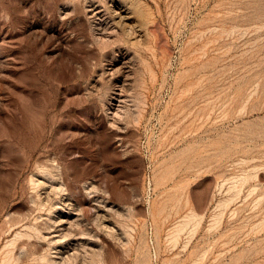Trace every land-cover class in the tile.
Listing matches in <instances>:
<instances>
[{
  "label": "rangeland",
  "instance_id": "obj_1",
  "mask_svg": "<svg viewBox=\"0 0 264 264\" xmlns=\"http://www.w3.org/2000/svg\"><path fill=\"white\" fill-rule=\"evenodd\" d=\"M0 264H264V0H0Z\"/></svg>",
  "mask_w": 264,
  "mask_h": 264
},
{
  "label": "bare ground",
  "instance_id": "obj_2",
  "mask_svg": "<svg viewBox=\"0 0 264 264\" xmlns=\"http://www.w3.org/2000/svg\"><path fill=\"white\" fill-rule=\"evenodd\" d=\"M63 221H64V220H63ZM58 232H59V231H58ZM60 232H62L61 229H60ZM51 241H52V240H51Z\"/></svg>",
  "mask_w": 264,
  "mask_h": 264
}]
</instances>
